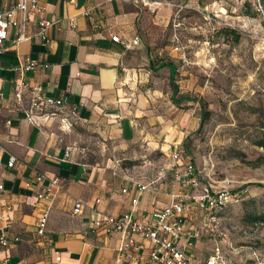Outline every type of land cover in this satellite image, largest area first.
<instances>
[{
    "label": "crops",
    "instance_id": "crops-1",
    "mask_svg": "<svg viewBox=\"0 0 264 264\" xmlns=\"http://www.w3.org/2000/svg\"><path fill=\"white\" fill-rule=\"evenodd\" d=\"M17 2L0 0V12ZM39 2L44 11L26 22L16 14L0 49V229L10 239L9 245H0V264H152L121 256V235L107 234L95 221L104 215H148L171 201L182 189L180 182H143L110 163H98L107 158L93 154L90 145L150 151L181 145L176 119L160 103L174 92L160 86L159 73L169 82L178 71V60L165 55L182 57L178 47L169 48L160 38L170 8L152 10L126 0ZM42 19L51 23L47 40L36 36ZM20 29L27 38L15 43ZM26 58L41 65L24 77L48 95L64 98L63 109L38 112L27 91L17 99ZM72 106L79 116L68 125L63 120ZM10 156L17 159L12 167ZM38 174L47 180L38 181ZM53 177L61 180V188L50 203L39 200L37 194ZM139 183L146 189L139 190ZM77 202L83 206L74 213ZM47 204L46 230L38 235L36 222ZM194 212L178 243L193 264H205L212 255L202 233L190 236L210 223L206 214Z\"/></svg>",
    "mask_w": 264,
    "mask_h": 264
},
{
    "label": "rangeland",
    "instance_id": "rangeland-1",
    "mask_svg": "<svg viewBox=\"0 0 264 264\" xmlns=\"http://www.w3.org/2000/svg\"><path fill=\"white\" fill-rule=\"evenodd\" d=\"M176 2L180 6H168L160 38L169 48L178 47L181 59L165 57L178 60L176 98L186 95L190 100L174 103L164 96L160 103L178 124L182 160H192L204 184L228 179L234 187L250 190L241 203L218 214L223 235L202 226L201 239L211 255L220 252L221 264H264V224L249 219L264 209V163L256 164L264 149L255 144L264 134V0ZM162 72L160 86L172 91ZM90 148L107 158L98 163H110L143 182L170 184L175 179L171 147Z\"/></svg>",
    "mask_w": 264,
    "mask_h": 264
},
{
    "label": "built area",
    "instance_id": "built-area-1",
    "mask_svg": "<svg viewBox=\"0 0 264 264\" xmlns=\"http://www.w3.org/2000/svg\"><path fill=\"white\" fill-rule=\"evenodd\" d=\"M135 1L156 10L159 6H180L176 0H126ZM44 6L39 0H19L12 7L0 12V49L5 48V41L8 36V28L14 24L17 13L23 15V21L36 13H42ZM51 23L44 19L39 22V30L36 36L41 40H47V29ZM27 36L22 30L18 32L15 43L25 40ZM129 46V45H128ZM41 64L37 60L26 58V63L20 68L22 77L18 80L16 97L20 101L23 92L30 94L31 105L38 112L47 114L49 109L61 110L65 106V100L62 97L48 95L43 86L32 84L24 77L25 73ZM69 118H64V122L71 124L70 118H77L79 112L76 106L69 110ZM3 143L0 138V149ZM171 152L170 168L174 177L180 182L182 189L173 194L171 201L159 208L154 209L150 214L137 216L134 213L122 215H104L95 221L98 227L104 229L107 234L119 233L121 242L118 252L130 260L141 261L148 259L152 264H193L191 258L186 253L183 246L178 241L187 235L186 224L193 220L194 208L208 216L210 223L207 231L209 233H218L223 235L219 230V216L227 206L239 204L250 194L248 186L238 188L232 185L228 179H224L219 185L211 183H202L196 167L191 161L182 160V148L179 144H173ZM69 155V152L66 153ZM17 161L15 156H10L8 165L12 167ZM38 181L47 180L44 174H38ZM138 189L143 191L146 185L137 184ZM0 184V190H3ZM61 188V180L58 177L49 178L42 190L37 194L39 200L51 202L57 190ZM125 192L126 189H123ZM134 203H136L134 201ZM82 202H77L73 212L78 213L82 209ZM51 206L47 204L40 212L36 222V232L43 235L46 230ZM2 216L0 215V224ZM200 230H193L190 237H198ZM15 241L19 238H15ZM10 239L4 235L0 229V245L7 246ZM191 242L188 241V244ZM220 252L216 251L205 264H221Z\"/></svg>",
    "mask_w": 264,
    "mask_h": 264
},
{
    "label": "trees",
    "instance_id": "trees-1",
    "mask_svg": "<svg viewBox=\"0 0 264 264\" xmlns=\"http://www.w3.org/2000/svg\"><path fill=\"white\" fill-rule=\"evenodd\" d=\"M165 65H167V64H165ZM162 66H164V64ZM169 83H170V85L173 88V92L174 93L171 96V100L174 103H177L179 100H181V101L182 100H186V101L190 100V97L186 96V95H182V96H180V98H176L177 97V93H178L179 90H178V86L176 85L175 75H173V74L171 75ZM255 144L257 146L262 147L264 149V134H262L259 138L256 139ZM183 161H191L192 162V160L190 158H188V157H185V159ZM262 163H264V155L259 156V158L256 160V164L257 165H260ZM249 219L254 224L255 223H263L264 224V209L261 210V211H258L256 213L249 214Z\"/></svg>",
    "mask_w": 264,
    "mask_h": 264
}]
</instances>
